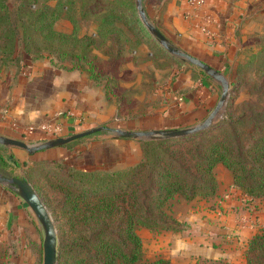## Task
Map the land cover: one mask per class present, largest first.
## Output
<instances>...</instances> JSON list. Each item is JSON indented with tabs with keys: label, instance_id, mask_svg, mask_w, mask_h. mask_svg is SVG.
Segmentation results:
<instances>
[{
	"label": "crops",
	"instance_id": "obj_1",
	"mask_svg": "<svg viewBox=\"0 0 264 264\" xmlns=\"http://www.w3.org/2000/svg\"><path fill=\"white\" fill-rule=\"evenodd\" d=\"M262 1L206 0L194 10L186 0H140L146 19L171 46L227 78L234 77L236 68L259 49L253 37L264 33ZM47 3L53 6L55 0ZM118 10L116 0H74L71 8H62L54 28L69 33L75 22L81 41L77 51L83 48L85 52L77 65L44 51L32 58L21 44L15 48L17 61L1 65L0 137L37 144L97 125L106 127L33 151L0 145L20 168L49 158L80 168H120L139 159L141 138L115 134L112 129L189 127L202 121L215 106L221 90L219 79L193 63L154 64L146 41L141 37L135 40L127 28V17L126 22L102 23L106 15ZM189 11L191 17L186 15ZM204 14L210 18L204 19ZM199 20L211 36L200 30ZM102 31L107 33L104 39ZM87 60H91L92 70ZM221 114L219 109L212 121ZM42 122L57 124L58 129L48 134L29 128ZM3 159L5 169L13 172L16 165ZM219 166L223 167L217 164L215 170ZM223 168L228 174L225 189L216 176L215 196L182 199L172 205V214L185 222L184 228L136 229L144 258L160 254L173 264H190L202 258L228 261L235 254L242 257L243 264L246 240L264 228V200L248 199L231 185L230 173ZM41 242L42 230L27 206L0 184L1 264H42Z\"/></svg>",
	"mask_w": 264,
	"mask_h": 264
},
{
	"label": "trees",
	"instance_id": "obj_2",
	"mask_svg": "<svg viewBox=\"0 0 264 264\" xmlns=\"http://www.w3.org/2000/svg\"><path fill=\"white\" fill-rule=\"evenodd\" d=\"M73 1L55 0L50 6L47 0H0V67L17 61L18 44L32 58L44 51L77 65L85 52L83 48L77 51L81 41L76 36L75 22L69 33L54 28L62 8H71ZM10 3H15L13 8ZM116 6L120 10L106 15L102 23L126 22L127 17V28L135 40L148 39L136 2L116 0ZM100 34L103 39L107 37L103 31ZM157 45L154 43V48ZM87 61L92 70L91 60ZM245 62H255L254 71L264 74V44ZM244 101L238 104L235 95H230L224 112L202 129L140 139L139 159L120 168H80L55 158L25 166L22 177L46 208L36 177L52 176L60 192L54 219H59L56 228L64 242L57 249L56 264H173L163 257L143 260L136 229L184 228L185 222L172 214L174 201L179 197L190 200L215 196L217 164L229 171L231 185L248 199L264 200V86L252 100ZM10 161L19 165L13 158ZM0 163L7 165L1 155ZM243 257L244 264H264L263 227L246 240ZM213 264L225 263L216 259Z\"/></svg>",
	"mask_w": 264,
	"mask_h": 264
},
{
	"label": "water",
	"instance_id": "obj_3",
	"mask_svg": "<svg viewBox=\"0 0 264 264\" xmlns=\"http://www.w3.org/2000/svg\"><path fill=\"white\" fill-rule=\"evenodd\" d=\"M136 7L144 26L156 37L159 43L167 51L178 55L181 58L187 59L189 62L197 65L211 76L219 79L221 82V90L218 96V100L211 111L202 121L192 126L176 129H154L149 131H126L121 129H112V131L120 135H130L141 139H149L183 135L208 126L212 122V119L215 117V115L218 113L220 107L225 102V99L227 97L228 86L226 80L220 73H218L216 69L211 68L205 62L198 60L195 57L169 45L164 35L150 21L146 19L140 0H136ZM105 128L106 127L103 125H97L83 130L74 131L72 133H69L68 135L56 136L37 144L27 143L21 139L12 137H0V143L15 145L22 147L27 151H33L55 144H63L75 138L88 135ZM0 184L10 188L16 195H18L22 199V201L29 207L30 211L38 221V224L40 225V228L42 230V264H56V229L54 221L50 215V212L48 211L32 185L22 176L7 175L2 172H0Z\"/></svg>",
	"mask_w": 264,
	"mask_h": 264
},
{
	"label": "rangeland",
	"instance_id": "obj_4",
	"mask_svg": "<svg viewBox=\"0 0 264 264\" xmlns=\"http://www.w3.org/2000/svg\"><path fill=\"white\" fill-rule=\"evenodd\" d=\"M134 1L136 2V0H134ZM262 3L264 4V0L262 1ZM14 5H15V3L12 4L11 7L13 8ZM260 22H261V30L264 31V15L261 16ZM145 29H146V30H144L145 33L146 32L148 33V36H147L148 39L146 38V40H145V38H144V40L145 41L148 40L149 41L148 43L151 44L150 47L148 46L150 49V52H151L148 57L155 60L154 64H158L160 62V64L166 63L169 65L173 62L174 66L175 65L179 66L178 65L179 61L191 63L187 59L181 58L178 55H175V54L167 51L159 43V41L156 39V37L149 30H147L146 27H145ZM253 39H255V41L259 45L258 47L260 48L261 45L264 44V33H262L260 36L253 37ZM154 43L161 45L163 50L158 45L154 48ZM168 44L170 45V43H168ZM245 63H247V62H245ZM249 64L250 65H245L243 63L242 65L238 66V69L236 68L237 70L235 71V74H237V75H235L234 77H228L229 79L226 76L223 77L225 80L226 79L228 80V81L226 80L227 86H228V96L226 97L225 101L230 97V95H233V96L235 95V102H237L238 104L242 100H245L246 102H248L249 100H252L255 97V95L258 93L260 88L262 86H264V74L254 71L255 62H252ZM137 71H139V69H137ZM220 89H221V83L218 86V90H220ZM224 109H225V102L220 107V114L224 112ZM149 130H154V129H147L144 131H149ZM106 132L112 133L110 130H107ZM113 133L118 134L114 131H113ZM27 143H29V142H27ZM0 145L2 146L3 143H0ZM0 150H1V148H0ZM0 155L1 156L3 155L2 158L5 157L6 159L12 160V154L6 155V152H4V150L0 151ZM10 157H11V159H10ZM16 164H18V163H16ZM23 169L24 168H20L19 165H16V167L14 168V171L12 172V170L5 169V166H3V164L0 163V172L7 174V175L18 174L16 176H24ZM215 172H216V176L218 178V181L222 185H224V189H225V187L227 186V181H228V174H227L226 170L223 167L221 168V166H219L217 168V170H215ZM35 184L38 186L37 187L38 191L44 196L43 198L45 199V202L47 203V209L50 212V215L54 221V225H55V229H56V254H57V249L64 242L58 236V230L56 228V224L58 223L59 219H56V218L54 219V214H57L59 206H60V201H59L60 200V192L54 186L55 182H54L52 176H48L46 179L45 178L40 179L39 177H36ZM182 199H184V198L179 197L177 200L174 201V203L178 204L180 201H182ZM27 210L31 214V216L34 217V215L30 211L28 206H27ZM37 223H38V221H37ZM146 229H148V228H146ZM148 230L151 231V229H148ZM136 232H137V230H136ZM141 235L143 236L142 232H141ZM139 237H140V235H139ZM141 244H142V240H141ZM156 257H162V256H160V254H155V255L147 257V258L143 257V260H151V259H154ZM241 258L242 257H240V255L235 256V254H234L232 257L229 258L228 261H224L222 259H219V260L221 263H225V264H242ZM231 259H234V260L230 261ZM243 259H244V257H243ZM0 264H1V261H0ZM190 264H213V260L202 258V259H199L196 261H192V263H190ZM243 264H244V260H243Z\"/></svg>",
	"mask_w": 264,
	"mask_h": 264
},
{
	"label": "built area",
	"instance_id": "obj_5",
	"mask_svg": "<svg viewBox=\"0 0 264 264\" xmlns=\"http://www.w3.org/2000/svg\"><path fill=\"white\" fill-rule=\"evenodd\" d=\"M206 0H186V2L191 5L193 7L194 10H199L204 4H205ZM186 15H188L189 17L192 16V12H186ZM204 19L208 20L210 17L207 14L203 15ZM198 26L200 28V30L205 33L207 36H211L210 31L208 30V28L201 23V20L198 21ZM30 129L33 128H37L40 131H43L44 133H48V134H53L57 129H58V125L57 124H50L47 122H42L39 123L37 125H31L29 126Z\"/></svg>",
	"mask_w": 264,
	"mask_h": 264
}]
</instances>
